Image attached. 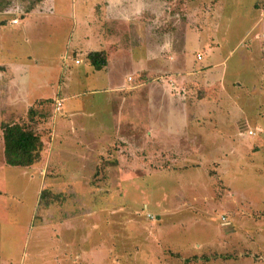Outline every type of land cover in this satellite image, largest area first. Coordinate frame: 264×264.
Returning <instances> with one entry per match:
<instances>
[{
	"label": "rangeland",
	"instance_id": "1",
	"mask_svg": "<svg viewBox=\"0 0 264 264\" xmlns=\"http://www.w3.org/2000/svg\"><path fill=\"white\" fill-rule=\"evenodd\" d=\"M42 1L0 0V59L29 71L39 66L34 70L50 76L52 84L59 68L64 72L58 85L68 79V86L60 88V113L54 102L62 95L46 102L42 97L54 89L38 86L36 80L31 91L41 98L32 105L0 107L1 159H7V150L16 152L17 143L8 135L13 137L14 130L8 125L19 123L18 117L31 107L40 117L43 141L39 158L26 156L34 164L27 170L30 177L7 165L0 170V264H264V0H48L46 7L52 10L20 20L27 8ZM128 9L129 19L120 21L119 13ZM105 11L115 13L110 21L116 31ZM11 19L20 24L10 25ZM82 21L88 30L98 31L101 25L103 36L113 31L127 41L160 44L167 62H181L188 33L189 49L204 50L202 64L224 66L225 73L218 68L215 75L225 76L226 89L237 100L224 90L227 99L203 106L209 107L218 129L211 135L205 120L204 126L189 130L188 137L202 144L191 150L200 152L149 150L133 159L123 131L99 152L87 143L75 145L81 142L74 137L68 147L53 142L54 132L68 129L64 115L72 124L96 125L103 133L111 124L107 103L103 113L94 109L109 96L99 88L104 85L102 72L92 70L85 58L75 57L80 64L74 65L71 56L74 46L96 49V40L81 36ZM88 69L91 73L85 76ZM187 75L176 70L127 80L138 84L170 76L171 85L178 87L172 93L187 94L193 102L199 91L194 84L200 81L187 80ZM10 79L0 77V94ZM178 119L177 114L172 121L163 116L162 129L172 126L171 132H177ZM90 132L96 133L95 127ZM185 141L179 138V149L188 150ZM74 161L81 170L71 167ZM40 174H45L44 181ZM44 189L50 193L40 201ZM59 221H65L66 231ZM45 224L54 226L56 238Z\"/></svg>",
	"mask_w": 264,
	"mask_h": 264
},
{
	"label": "crops",
	"instance_id": "2",
	"mask_svg": "<svg viewBox=\"0 0 264 264\" xmlns=\"http://www.w3.org/2000/svg\"><path fill=\"white\" fill-rule=\"evenodd\" d=\"M48 2H49L48 0L42 1L41 6L38 5L35 9L29 11L25 15V17L21 18L20 20L28 18L29 15L45 14L46 11L52 10L53 8L48 9L49 7H46V4ZM89 4L90 2H88V6ZM108 12H112V13L108 14L105 11L103 13V16L106 17L108 24L112 26L111 28L116 31L117 25H115L114 22H111L115 19L114 18L115 16H112L115 15V13L113 11H108ZM88 13H89L88 10H84L83 17L84 16L87 17ZM119 14L120 16H122L118 18L120 21H122V19L125 20L129 19L128 18V16L130 15L129 9L127 10V12L126 10H124ZM98 19L97 22L99 24L100 20L98 21ZM110 19L113 20L110 21ZM12 20L14 19L9 20L10 25L18 26L20 24V20L16 19L17 20L16 24H12L11 23ZM81 25L85 29V32L83 31L81 36H84L83 39L86 40H96L97 41L95 45L96 49L95 50H91L89 48L81 49L78 48L77 46H74L73 49L70 50L71 56L74 65H79L80 62L76 60L77 62L76 63L74 60L75 57L76 58L78 57L79 59L85 58L87 60V54L90 52L102 51L104 53L105 65L101 69L96 70L88 62V60L87 62L90 65V68H92V70H95L98 73L102 72L103 74V79H101L100 81L104 82V85L99 88H101V90L109 94V96L103 99L101 103L96 102L94 109L97 108L98 112L103 113L102 105H104V103H107V105L110 106V111H111V113H109L111 117L110 120L111 124L110 126L109 125L107 126L106 133H103V131H101L99 126L96 125L89 127L85 125L83 122H80L78 125L72 124L70 123L71 117L68 115H64L65 120L67 122L66 124H68L67 125L68 129L66 130V128L65 129L63 128L62 131L59 133L57 132V134L54 132V136L52 139L53 142L57 139L59 141V146L61 148L68 147L69 145L67 144V142L70 140L71 137H74L76 141L80 140L81 142L80 144L75 143V145H83L87 143L90 144L91 150L93 152L96 151L99 152L102 151V146L107 145L106 147H108V145L113 142L114 137H116L120 133V131H123L128 138L126 139V141H129L127 142V144L129 145L128 149L132 154L131 158L133 157L134 159L138 153L149 150L160 151V152L163 151L182 152L183 150L190 151L191 147H195L198 145L202 146V144H198L196 142V139H194L195 137L189 138L188 132L191 129L195 131L194 130L195 127L204 126L203 122L205 120H208L210 122L208 125L210 134L214 135V133L217 132L218 125L216 123H212L213 119L212 117H210L209 107L207 106L208 108L203 109V106L210 105L211 103H215L217 100H218L217 104L219 105V103H221L224 99L228 98V97L227 98L223 97L224 94L222 95L224 90L225 93L229 90L226 89L227 84L224 82L225 76L215 75L216 74L215 70H218V68L221 69V73H225L224 66L221 65L213 68L210 67L209 65L202 64L201 61L203 60L204 50L189 49L190 43L192 41L188 38V33L186 34V37H184V45H183V53H182L183 59L181 60V62L178 61L167 62L163 60L164 48L160 44H156L155 47L148 46L140 38L138 42L132 41L130 39L129 41H127L124 40V36L113 35L112 33L113 31H111L110 34L106 32V34L103 36V33L99 34V32H101L102 30L101 25L98 26L99 32L96 30H88V27L84 24L83 21ZM89 33L91 37L89 36ZM78 35L75 36V39L78 37ZM192 35L193 37H195V34ZM195 52L196 53L200 52L202 55V56L198 55L199 61L195 60L194 57ZM74 53L75 55L73 56ZM64 60L65 59L63 56V62ZM20 65L21 64L18 65V63L16 62L6 63L0 59V77L11 78L9 81V85L6 86V91L0 94V107H2L4 104H10V103L13 106V108H15L14 104H22V105H26L27 107L32 105L36 99L41 98V97L37 98L36 95L33 94V92L31 91V89H33V86H35L33 82H35L36 80L39 82L38 86L51 87L52 91L54 89L52 95L42 97V98H46L45 100L46 102H51L52 99L55 100L57 94L62 95L61 100H56L54 102V107L56 102H60L61 104L60 108L59 110H57L60 113L62 107V100L64 98L63 97L64 95L61 93L60 88L63 89L64 87L68 86V79L64 80L62 84L58 85L57 82L59 79L58 75L59 73H61L60 71H62V69L59 68L55 72L53 79L54 84H52L50 81L51 80L50 76H45L43 74H40L38 71L36 72L34 70L35 67L39 68V66H34V68L33 67L30 68L29 71V69L27 70L22 69ZM176 70L186 72L188 74L186 76L187 80L196 79L200 81L199 84L196 83L194 84L195 87L198 86L199 91L197 92V97H195L196 99L193 102H190L189 100V97L191 100L193 99V97L191 98V96H188L187 94L180 95L179 92L178 94L179 97H176L172 93L173 91L172 89H176L178 87L176 84L175 86L171 85L173 78L170 76L168 78L160 77L159 80L158 79H154L152 81L145 80L138 84H132L127 80V77L136 76L137 74L145 73L148 76L151 75L152 73L171 74ZM90 73H91V69H88L84 75L88 76ZM194 74H200L202 76L195 77ZM41 76L43 78L39 79ZM100 81L97 80V82ZM46 90L49 92V88H46ZM189 90L192 91V87H189ZM210 92L212 93L215 92L214 93L215 96H211L212 93ZM229 96L232 97L234 102L235 100H237L234 92L231 91ZM12 100L13 101L16 100V101L13 102ZM193 106H197L196 111L198 112L194 113V111H192ZM2 109L3 108H1V111ZM217 110H220V108H218ZM1 111L0 113L2 114L3 112ZM35 112L37 114V111ZM26 114L27 113H25L21 117H24ZM176 114L178 115L179 118L178 128L176 129L177 132H171V130L174 129L172 126L166 129H162L163 125L161 122L163 120V116L166 117V120L168 118L171 119L172 121V120H176ZM195 114H197V118H195ZM21 117H18V119H20ZM157 120L160 122V125L156 124ZM93 127H95L96 133L92 134L90 131L93 129ZM121 128H123L124 130H122ZM37 130H39V125L37 126ZM92 136H94V138ZM179 138L188 139V143L187 141H185L186 142L185 147L189 146L188 150L187 148H183L182 150L179 149L180 148ZM199 141L203 143V140H199ZM40 142L42 145L43 141L41 140V137H40ZM41 148H43V145L41 146ZM191 151L200 152L201 150L200 148L198 149L195 148L192 149ZM194 152H190V153H194ZM1 160L4 161L0 163V170H2L5 165H7L13 168L21 169L20 172H22L23 176L27 178L30 177L31 174L27 172V170L30 168L33 169V165H34L33 163L15 162L14 164H12L8 159L5 160L3 158L2 159L0 158V161ZM72 163L73 165L71 167H75L76 169L81 170L82 168L81 165H78V163L75 161ZM64 166L66 167V165ZM43 169L46 171L47 166L45 165ZM80 173L82 174V171H80ZM77 175L80 176V174H76L75 177H77ZM125 177H129V176L125 175ZM40 179L44 181L45 174L44 175L40 174ZM81 200L82 199H79V201ZM35 212H34V216H35ZM50 221L53 220L51 219ZM63 223L62 221H59L58 227L59 228L63 227V230L66 231L67 227L65 225L62 226ZM52 224H45V225H50L49 226L50 231L48 232L49 236L52 238H56L54 226ZM3 264H10V263L5 261Z\"/></svg>",
	"mask_w": 264,
	"mask_h": 264
},
{
	"label": "trees",
	"instance_id": "3",
	"mask_svg": "<svg viewBox=\"0 0 264 264\" xmlns=\"http://www.w3.org/2000/svg\"><path fill=\"white\" fill-rule=\"evenodd\" d=\"M40 1V0H38ZM33 8V5L27 8V12ZM16 20V19H14ZM88 62L96 69H101L105 65V55L102 51H93L87 54ZM40 117L37 116L35 109L30 108L27 114L24 117H21L19 123L14 124L13 126H9L8 128H12L13 137L9 135L14 142L17 143V146L13 147L16 152L12 150H7L8 156L7 159L14 164L17 159L25 160L24 162L31 163V160L26 157L28 154L38 155L41 153V142H40V134L37 130V126L39 125ZM8 133V132H7ZM7 140V139H6ZM6 148H8V140L5 142ZM23 162V161H22ZM49 191L44 189L41 190L39 198L42 201L44 198H47L49 195Z\"/></svg>",
	"mask_w": 264,
	"mask_h": 264
},
{
	"label": "built area",
	"instance_id": "4",
	"mask_svg": "<svg viewBox=\"0 0 264 264\" xmlns=\"http://www.w3.org/2000/svg\"><path fill=\"white\" fill-rule=\"evenodd\" d=\"M11 23L16 24L17 23V20H12ZM198 59H199V56H198ZM60 105H61L60 102H56V104H55V110L56 111L59 110ZM248 133L251 135L253 132L249 131Z\"/></svg>",
	"mask_w": 264,
	"mask_h": 264
}]
</instances>
